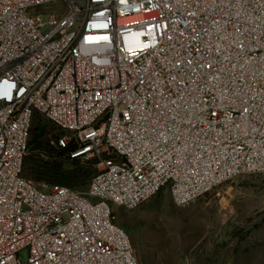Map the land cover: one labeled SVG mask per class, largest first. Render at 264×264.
I'll list each match as a JSON object with an SVG mask.
<instances>
[{
	"label": "built area",
	"instance_id": "obj_1",
	"mask_svg": "<svg viewBox=\"0 0 264 264\" xmlns=\"http://www.w3.org/2000/svg\"><path fill=\"white\" fill-rule=\"evenodd\" d=\"M36 114L85 194L25 177ZM259 173L264 0H0V264H140L114 208Z\"/></svg>",
	"mask_w": 264,
	"mask_h": 264
},
{
	"label": "rangeland",
	"instance_id": "obj_2",
	"mask_svg": "<svg viewBox=\"0 0 264 264\" xmlns=\"http://www.w3.org/2000/svg\"><path fill=\"white\" fill-rule=\"evenodd\" d=\"M62 135L44 116L35 115L24 175L40 187L58 184L52 175L36 180L37 170L46 161L63 163L65 170L90 176L86 183L73 179L59 185L85 194L96 163L61 155L57 139ZM114 213L140 264H264V173L239 175L185 206L174 204L166 188L138 209L116 207Z\"/></svg>",
	"mask_w": 264,
	"mask_h": 264
},
{
	"label": "trees",
	"instance_id": "obj_3",
	"mask_svg": "<svg viewBox=\"0 0 264 264\" xmlns=\"http://www.w3.org/2000/svg\"><path fill=\"white\" fill-rule=\"evenodd\" d=\"M32 132H33V127H32V131H31V137H32ZM40 136H36L33 141L37 142ZM59 139V138H58ZM58 139H57V146L58 149L61 150L60 154L64 155L66 157L70 159V153L71 151L74 149L73 146H67V147H61L58 144ZM32 142V138H30V142H29V147L30 144ZM74 162H78V160H72ZM55 161H46L45 165L40 166L39 173L40 176H37L36 180L38 181H42L45 180L47 178H51L50 175H52V181L55 183L61 184L62 181H66V180H73V179H77L78 182L80 183H86L89 180V176L87 175L83 170H80L77 172L75 171H69V170H65L63 168V163H59L54 165ZM24 171H25V165H24ZM77 173V174H76ZM55 176V177H53Z\"/></svg>",
	"mask_w": 264,
	"mask_h": 264
}]
</instances>
